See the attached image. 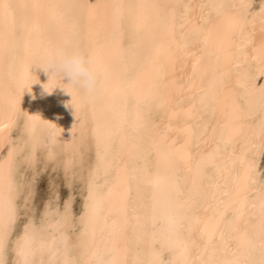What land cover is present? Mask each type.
Returning <instances> with one entry per match:
<instances>
[{"label":"bare ground","instance_id":"1","mask_svg":"<svg viewBox=\"0 0 264 264\" xmlns=\"http://www.w3.org/2000/svg\"><path fill=\"white\" fill-rule=\"evenodd\" d=\"M5 2L61 7L14 8L7 22L0 10V161L10 148L19 153L38 142L36 167L49 169V181L62 179L65 166L87 176L99 138L110 162L96 173L100 206L86 232L78 223L58 228L55 217L38 221L36 264L233 259L245 231L260 227L259 185L250 186L245 172L260 132L264 62L254 49L262 29L248 17L241 31L224 10L200 6L245 0ZM88 4L99 7H81ZM119 4L190 7H111ZM65 41L90 60L95 86L84 93L63 85L64 77L49 92V73L33 66L37 82L19 107L38 119L22 138L10 107L16 83L31 61L43 62ZM51 123L58 141L45 143ZM261 157L255 154L257 177Z\"/></svg>","mask_w":264,"mask_h":264},{"label":"snow or ice","instance_id":"2","mask_svg":"<svg viewBox=\"0 0 264 264\" xmlns=\"http://www.w3.org/2000/svg\"><path fill=\"white\" fill-rule=\"evenodd\" d=\"M50 7H61L60 5H44L34 3L30 5L7 3L0 0V10H2L4 19L7 22L9 13L14 8H27L39 13L41 10ZM84 8H96L99 5H82ZM114 8L137 9H160V8H187V5H111ZM204 8L222 9L227 18L233 22L241 31L248 23V17L253 20L259 19L261 22V42L256 51L262 62H264V0L255 4L253 0H245L244 3L236 4H213L201 5ZM7 55V53H6ZM43 62L38 60L31 61L24 72H22L14 89L10 107L17 115V127L22 126V138L27 134L32 122L38 119L35 116H29L20 111L19 98L23 91L33 83L36 78L32 74L33 66H41ZM260 78H264V67H261ZM53 79H50L44 88L51 90ZM63 83V82H62ZM70 86V83H63ZM261 94V117L259 119L260 132L258 137H253L254 147L253 165L246 169L245 177L247 183L255 187L259 185V215L260 227L256 232L245 231L244 236L236 245L234 258L224 262V264H264V173L257 177V171L254 167L255 154L264 156V84L259 86ZM49 135L45 137V143L56 142L57 131L53 124H48ZM7 144V141L5 142ZM40 145L38 142L29 141L25 149L15 153L11 148L8 155L0 161V264H10L8 255L11 253L13 259L11 264H36V254L39 251L36 242V234L40 230L39 225L45 222H51L55 217L56 226L61 229H71L77 223L84 232L92 224L98 214L100 206V196L97 190L96 173L109 165L107 155L101 150L100 140H97V151L95 165L85 176L83 171L77 172L65 166L63 168L62 182L60 184L49 181L46 196L40 205H37V197L40 191V177L47 171L41 172L36 167V156ZM53 172H57L53 161ZM61 188L66 190L67 195H61ZM79 195L82 200L81 210L75 212L76 196ZM256 205L253 204V207ZM254 219V217H253ZM19 226V231H18ZM161 243L160 252L164 251V244ZM64 264H128L126 260H103V259H82L65 260ZM134 264H165V261L155 256L149 260L135 261ZM167 264H188L187 261H169ZM204 264H219L215 260H207Z\"/></svg>","mask_w":264,"mask_h":264},{"label":"clouds","instance_id":"3","mask_svg":"<svg viewBox=\"0 0 264 264\" xmlns=\"http://www.w3.org/2000/svg\"><path fill=\"white\" fill-rule=\"evenodd\" d=\"M38 67L49 73V80L56 79L62 82L64 77H67L68 83L84 93L90 92L96 83L95 71L90 60L69 41L49 50L42 65Z\"/></svg>","mask_w":264,"mask_h":264},{"label":"rangeland","instance_id":"4","mask_svg":"<svg viewBox=\"0 0 264 264\" xmlns=\"http://www.w3.org/2000/svg\"><path fill=\"white\" fill-rule=\"evenodd\" d=\"M259 2H260V0H257V5L259 4ZM260 166H261V170L263 169L262 171H264V156H262L260 159ZM42 172H44V171H42ZM55 177H56V183L60 184L62 182L60 174L58 173L57 176H55ZM49 178H50V172H49V169H47V171L44 172V174L41 175V177H40V181H39L40 182V191H39V195L37 197V205H40L46 196V190H47V187L49 184ZM66 194H67L66 190L61 188L62 197L66 196ZM79 203H80V197L77 194L76 201H75V210L79 209Z\"/></svg>","mask_w":264,"mask_h":264}]
</instances>
